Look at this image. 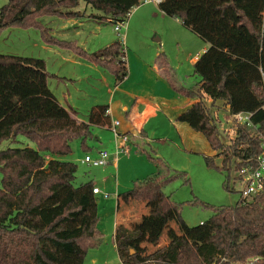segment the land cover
<instances>
[{
  "label": "trees",
  "instance_id": "1",
  "mask_svg": "<svg viewBox=\"0 0 264 264\" xmlns=\"http://www.w3.org/2000/svg\"><path fill=\"white\" fill-rule=\"evenodd\" d=\"M81 2L99 12L89 18L114 24L125 22L140 5L139 0H9L0 9V33L12 27L39 28L45 33L49 29L41 24L42 16L78 17L75 10ZM158 7L209 44L194 64V73L200 77L194 88L182 87L164 53L159 55L171 87L194 101L177 120L202 133L218 152L205 159L208 167L222 172H230L231 164L236 171L255 168L263 152L258 133L264 135V0H163ZM48 43L105 70L116 83L128 77L119 41L92 53L76 42L55 37ZM51 77L44 59L0 54V146L6 141L16 144L24 137L37 147L0 150V264H84L87 250L103 240L97 229L93 182L75 187L78 166L57 157L69 155L76 139L90 153L87 142L93 127L111 128L109 108L94 106L88 121L79 122L76 111L64 108L51 91ZM204 94L213 101L226 100L232 117L251 114L253 127L239 125L236 139L225 144ZM147 158L157 160L149 154ZM221 158L228 159V167L223 162L216 165ZM178 176L163 165L155 175L134 181L131 189L119 195L153 206L147 216L157 231L154 243L171 216L180 228L185 227L182 203L163 192ZM229 184L230 176L227 189ZM142 236V229L117 230L122 264H235L255 258L264 264V191L251 200L240 199L235 206L217 208L209 221L144 257L136 251Z\"/></svg>",
  "mask_w": 264,
  "mask_h": 264
},
{
  "label": "rangeland",
  "instance_id": "2",
  "mask_svg": "<svg viewBox=\"0 0 264 264\" xmlns=\"http://www.w3.org/2000/svg\"><path fill=\"white\" fill-rule=\"evenodd\" d=\"M8 1L0 0V9ZM139 1L140 4L144 2V0ZM156 7L158 6L153 3H145L133 9L127 17L126 25L122 27L121 32L117 33L115 31L116 24L99 23L89 18V15L99 12L86 7V4L81 2L75 10L79 12L80 16L78 17L42 16L41 24L49 29L45 33L39 28L19 27L1 31L0 54L45 59L49 62V70H52L56 68L57 59L61 53L63 55H72L73 53L48 43L50 37L76 42L78 46L91 53L117 41L121 43L124 41L126 60L128 58L132 65H134L132 53L137 56L141 54L151 60L154 54L159 51L168 58L172 67L169 66L170 72L182 87H197L200 77L194 73L193 58L198 52L195 43L204 49L200 55L206 52L209 44L186 29L175 18L162 19L155 18L154 15H149L150 13L147 14L150 9L156 11ZM137 11H139L138 17L135 16ZM158 38L160 41L156 40ZM99 70L105 75L100 77L96 73L86 71L81 72L79 80H75V82H57L52 78L49 79L50 89L61 98L68 92L75 96L79 111L75 110L78 118L84 122L88 121V114L93 106L110 105V100L114 95L108 90L111 89L112 84L114 85L115 79L105 70ZM147 86L151 90L157 91L155 87L158 85ZM169 91L163 93L162 97L158 99L157 102L161 108L144 127L146 136H141L140 132L135 137L131 134L127 135L128 142L125 148L130 151L122 152L118 161L114 160L117 140L113 128L99 126L93 127L92 139L87 142L90 149L89 154L95 157L97 151H107L112 160L109 165L93 167L83 164L86 153L78 139L71 143L72 151L69 155L57 157L61 161L72 162L78 166L73 182L75 187L92 181L101 192L96 196L99 218L97 229L102 233L103 240L97 248L87 250L84 264H122L113 239L119 195L131 189L134 181L145 180L155 175L159 168H163V165H166L172 173H179V176L168 184L163 192L165 195H171L177 203H182L181 215L185 227L180 228L174 217L171 216L163 229L162 239L154 243L153 238L156 237L157 231H154V226L147 216L152 212L153 206L148 207L145 202L136 201L131 197L121 198L120 201H130L129 206L132 213L127 217L131 224L130 228L141 229L139 225L142 224L144 230H142V238L136 244V251L140 257L150 254L158 247L165 246L164 242L168 243V241L176 239L186 230L209 221L217 208L235 206L241 199L242 183L238 179V172L235 170L234 164H231L230 172L227 170L222 172L208 167L205 159L207 157L214 158L218 152L211 147L202 133L194 131L187 123L177 120L178 116L194 101L180 95L175 90ZM201 91L204 93L203 89ZM204 95L205 103L210 108L219 128L220 139L225 144H230L236 139L238 129L230 114L227 101H213L206 94ZM118 100V96H116L114 100L116 116L114 118L120 123L117 130L121 132L129 126L124 108L125 106L129 107L131 102L126 103L123 108V105H118ZM176 125L184 127L179 130L181 139L175 134ZM18 141L16 144H10L9 141L3 142L0 150H6L9 147L37 148L34 143L24 137H19ZM148 154L157 160L150 161L147 158ZM222 162L228 167V159L215 160L217 166H222ZM180 173H185V176ZM228 176H230V190L226 185ZM185 178L189 179V183H185ZM143 214L147 218L142 223L140 217ZM169 233L171 236L167 239ZM260 261L259 258H255L246 263L235 264H258Z\"/></svg>",
  "mask_w": 264,
  "mask_h": 264
},
{
  "label": "crops",
  "instance_id": "3",
  "mask_svg": "<svg viewBox=\"0 0 264 264\" xmlns=\"http://www.w3.org/2000/svg\"><path fill=\"white\" fill-rule=\"evenodd\" d=\"M141 4H145V2H143ZM141 4L139 6H141ZM157 8H159V7H156V11L154 9H150V12H147V11L146 12H147V14L150 13L149 15H154L155 18L159 17V18L164 19V18L168 17V16L164 15L162 12H160L159 10H157ZM136 15H137V17L139 16V11H137V13H135V16ZM175 20H177V19H175ZM177 21L180 22L179 20H177ZM195 44H196V47L198 49V52L195 55V58H193L194 64L196 63L198 58L202 55V54L200 55V53L202 51H204V49L201 48L198 45V43H195ZM85 51H87V50H85ZM88 53H91V52H88ZM132 54L134 56V59H133L134 65H132L131 62L128 61V58L126 60L127 68H128V72H129L128 77L121 83H116V81L114 80V82H115L114 85L112 84L110 86L111 89L108 90V92L114 93L112 100H110V105H108V108H109L108 109L109 110L108 115H109V119L111 121V125H112V123L118 121L114 118L116 116L115 112H114V103H115L114 100H115L116 96H118V99H119L118 105H121V106L123 105V108H124V105H126V103L131 102L129 107L125 106V108H124V112H125L126 117H127V125H129V126L125 127V130L121 131L120 133L121 134L123 133L122 135H126V136L128 134H131L135 137L136 135H139V132H140L141 136L145 135V133L142 134V132H145L144 127H146L149 119L151 117L155 116L157 111L161 108L157 102L158 99H160L162 97L161 95H163V93H168V92H170L169 90L172 91L174 89L171 87V85L169 83L166 67L163 64H161V61L159 58V55L161 54V52L157 51L151 60L147 59L145 56H143L141 54L140 55L138 54V56L135 55L134 53H132ZM125 55H126V53H125ZM125 59H126V57H125ZM166 59H167L168 64H169V60L167 57H166ZM45 61L47 64V71L51 75H53V77H51V78L53 80H56L57 82L58 81L75 82V80H79L80 73L86 72V71L96 73L100 77H102V75H105V73H103L99 70L101 68H99L98 66L90 63L89 61H87L83 58L76 56L75 54L63 55V53H61L59 58L57 59L58 63H57L56 68L55 69L53 68L52 70H49V64H48L49 62L47 60H45ZM169 66H170V64H169ZM108 80H106V81L108 83H110V81H108ZM150 84L158 85L159 88L155 87L157 91H153V90H151V88L149 86H147ZM53 93L55 94L56 92H53ZM55 96L57 97L59 103L64 108L72 109L74 111H76V110L79 111L78 106L75 102V96H73L71 93L68 92V93L64 94L63 98H61V96H59L58 94H55ZM77 111H76V113H77ZM76 119L79 122H84L78 118V115H76ZM181 126L182 125H176V129H175L176 130L175 134L180 139H181V135L179 133V130L184 128ZM126 143H123L122 141L119 142V146L124 147V151H125L124 153L130 151V150L125 148ZM116 150H117V143H116ZM99 152H101V151H97L95 157L98 156ZM87 155H90V154L88 153L85 156H87ZM118 159H117V161H118ZM100 194H101V192L99 194H97L96 196H98ZM120 200H121V198H119L117 201V208H116V212H115L114 234H113L115 246H116L115 235L117 233V230L120 227H126L130 230H133V228L132 229L130 228L131 224L128 222V219H127L128 214L132 213V209L129 206L130 201L124 202V201H120ZM149 206H151V205H149ZM143 216H144V214L141 215V217H140L142 223L144 222ZM139 227L143 230L142 224H140ZM167 236H168L167 239H169V236H171V234L169 233ZM161 237H162V233H161ZM161 237H160V239H162ZM170 242L171 241H168V243L164 242L165 246L168 245Z\"/></svg>",
  "mask_w": 264,
  "mask_h": 264
},
{
  "label": "built area",
  "instance_id": "4",
  "mask_svg": "<svg viewBox=\"0 0 264 264\" xmlns=\"http://www.w3.org/2000/svg\"><path fill=\"white\" fill-rule=\"evenodd\" d=\"M163 0H145V3H153L157 6L162 2ZM126 25L125 22H119L115 26V31L117 33L121 32L122 27ZM124 41L122 44L124 45ZM264 110V107H263ZM251 114L241 113L237 114L233 117L235 124L237 127L239 125H246L248 127H253L251 122ZM120 126V123L118 121L112 123L111 128H113V132L115 135V138L117 140V150L114 155L115 161L119 158V155L124 151L123 146H119V142L122 141L123 143H126L128 141V136L122 135L117 128ZM259 138L262 140L261 148L263 149V152L261 155H259L256 158V167L253 168L251 166H245L242 167L240 170H238V179L242 183V191L241 193V199L242 200H251L253 198L259 197L263 191H264V135L262 133H258ZM112 162L111 156L107 151H101L99 152L97 157H92L90 155L85 156L83 160V164H87L93 167H101L109 165ZM229 165V164H228ZM94 194H99L100 191L95 188Z\"/></svg>",
  "mask_w": 264,
  "mask_h": 264
},
{
  "label": "water",
  "instance_id": "5",
  "mask_svg": "<svg viewBox=\"0 0 264 264\" xmlns=\"http://www.w3.org/2000/svg\"><path fill=\"white\" fill-rule=\"evenodd\" d=\"M157 41H159L160 39L158 38V39H156Z\"/></svg>",
  "mask_w": 264,
  "mask_h": 264
}]
</instances>
